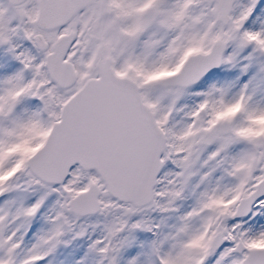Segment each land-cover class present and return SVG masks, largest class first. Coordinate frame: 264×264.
<instances>
[{"label": "snow or ice", "instance_id": "1", "mask_svg": "<svg viewBox=\"0 0 264 264\" xmlns=\"http://www.w3.org/2000/svg\"><path fill=\"white\" fill-rule=\"evenodd\" d=\"M0 264H264V0H0Z\"/></svg>", "mask_w": 264, "mask_h": 264}]
</instances>
